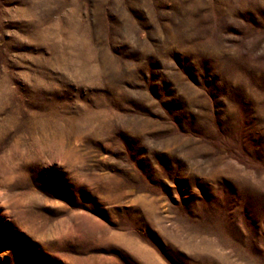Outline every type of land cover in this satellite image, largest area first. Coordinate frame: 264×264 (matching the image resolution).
I'll return each mask as SVG.
<instances>
[{
    "label": "rangeland",
    "instance_id": "obj_1",
    "mask_svg": "<svg viewBox=\"0 0 264 264\" xmlns=\"http://www.w3.org/2000/svg\"><path fill=\"white\" fill-rule=\"evenodd\" d=\"M264 264V0H0V264Z\"/></svg>",
    "mask_w": 264,
    "mask_h": 264
},
{
    "label": "snow or ice",
    "instance_id": "obj_2",
    "mask_svg": "<svg viewBox=\"0 0 264 264\" xmlns=\"http://www.w3.org/2000/svg\"><path fill=\"white\" fill-rule=\"evenodd\" d=\"M125 264H135V261L129 259V258H124Z\"/></svg>",
    "mask_w": 264,
    "mask_h": 264
}]
</instances>
